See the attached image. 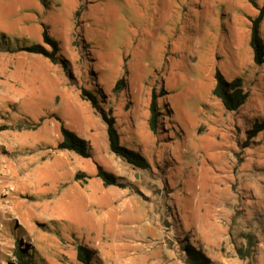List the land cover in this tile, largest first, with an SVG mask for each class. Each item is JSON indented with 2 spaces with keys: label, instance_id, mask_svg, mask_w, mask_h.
Listing matches in <instances>:
<instances>
[{
  "label": "rangeland",
  "instance_id": "1",
  "mask_svg": "<svg viewBox=\"0 0 264 264\" xmlns=\"http://www.w3.org/2000/svg\"><path fill=\"white\" fill-rule=\"evenodd\" d=\"M261 8L264 0H0V264H14L17 249L37 264H79L77 244L96 251L94 264H184L185 239L211 264H264V129L246 137L264 119V62L249 45ZM43 29L71 77L24 50L50 48ZM217 70L242 79L248 97L236 111L212 95ZM81 88L148 169L110 153ZM61 125L88 141L91 157L57 148ZM97 166L126 187L104 185Z\"/></svg>",
  "mask_w": 264,
  "mask_h": 264
},
{
  "label": "trees",
  "instance_id": "2",
  "mask_svg": "<svg viewBox=\"0 0 264 264\" xmlns=\"http://www.w3.org/2000/svg\"><path fill=\"white\" fill-rule=\"evenodd\" d=\"M264 10L260 9L259 13L252 19L250 26V38L249 45L252 49L253 62L256 65H260L264 62V44L260 37V25L263 19ZM42 40L43 43L47 44L50 48H45L42 44H31L27 45L24 50L40 54L49 59L50 62L54 64H60L65 70H67V75L71 77L68 73V63L67 61L58 54L59 45L58 41L50 36L46 29L42 30ZM215 84L212 89V95L217 97L223 107L227 111L238 110L246 101L248 97V92L245 91L243 87L242 79L236 77L232 80H226L224 76L217 70L214 73ZM121 83V79L116 83V88ZM119 87V86H118ZM80 98L87 100L91 107L99 114L103 122L106 124V133L108 139V148L111 154L117 158L123 159L128 164L139 169H148L150 163L148 159L143 156L139 151L130 149L124 145L119 144V135L115 127V120L111 114L104 112L100 108L98 103L97 95L91 90L81 88ZM149 128L151 131L156 133L157 127L159 125L158 111L155 101L152 100L150 104V116H149ZM264 129V119L260 121H254L250 128L246 130L247 138L250 139L258 132ZM61 131V141L58 143L59 149L68 150L76 153L83 158L91 157L90 147L87 140L77 136L73 131L65 128L63 125L60 127ZM76 178H80L81 174H76ZM96 176L101 179L104 185H115L119 187H126V184L119 181V178L113 173L106 171L100 166H97ZM247 240V243H251L252 238L249 235L243 236ZM236 252L240 258H245L248 256V251H244L242 245H236ZM16 261L14 264H37L33 259L32 254L27 253L25 250L17 249L15 250ZM181 260L184 264H211V260L204 253V251L193 244H191L187 239H185V244L181 249ZM76 260L79 264H94L97 254L96 251L85 244H77L75 249Z\"/></svg>",
  "mask_w": 264,
  "mask_h": 264
},
{
  "label": "bare ground",
  "instance_id": "3",
  "mask_svg": "<svg viewBox=\"0 0 264 264\" xmlns=\"http://www.w3.org/2000/svg\"><path fill=\"white\" fill-rule=\"evenodd\" d=\"M1 172H2V174L5 176V174L3 173L2 168L0 169V173H1ZM5 182H6V181H5ZM5 182H4V183H5ZM2 183H3V182H2ZM1 186H2V185H1V182H0V188H1ZM3 188H4V187H3ZM1 203H2V202L0 201V204H1ZM3 215H4V213H3Z\"/></svg>",
  "mask_w": 264,
  "mask_h": 264
},
{
  "label": "water",
  "instance_id": "4",
  "mask_svg": "<svg viewBox=\"0 0 264 264\" xmlns=\"http://www.w3.org/2000/svg\"><path fill=\"white\" fill-rule=\"evenodd\" d=\"M134 177H137V174H135V176Z\"/></svg>",
  "mask_w": 264,
  "mask_h": 264
}]
</instances>
